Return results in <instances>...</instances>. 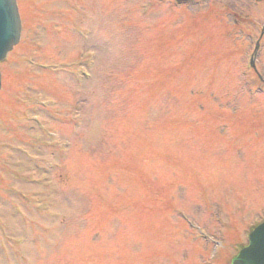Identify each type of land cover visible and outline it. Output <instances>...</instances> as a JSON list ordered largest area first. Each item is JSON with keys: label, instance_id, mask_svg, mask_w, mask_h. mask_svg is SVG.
Segmentation results:
<instances>
[{"label": "rangeland", "instance_id": "374dc122", "mask_svg": "<svg viewBox=\"0 0 264 264\" xmlns=\"http://www.w3.org/2000/svg\"><path fill=\"white\" fill-rule=\"evenodd\" d=\"M17 5L0 264H230L264 218V0Z\"/></svg>", "mask_w": 264, "mask_h": 264}, {"label": "water", "instance_id": "95a60500", "mask_svg": "<svg viewBox=\"0 0 264 264\" xmlns=\"http://www.w3.org/2000/svg\"><path fill=\"white\" fill-rule=\"evenodd\" d=\"M20 38V20L15 0H0V62ZM231 264H264V223L249 236V246Z\"/></svg>", "mask_w": 264, "mask_h": 264}]
</instances>
